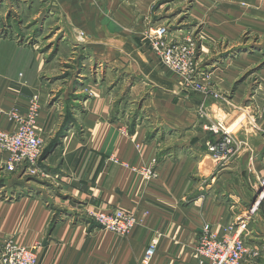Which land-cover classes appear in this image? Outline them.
Here are the masks:
<instances>
[{"label":"crops","instance_id":"1","mask_svg":"<svg viewBox=\"0 0 264 264\" xmlns=\"http://www.w3.org/2000/svg\"><path fill=\"white\" fill-rule=\"evenodd\" d=\"M2 1L18 2L26 10L34 2H47L52 17L66 23L64 41L69 42L60 43V47L71 49L76 32L85 30L90 39L83 45L88 54L81 63L86 71L94 63L105 71L91 72L89 77L72 71L68 78L51 81L57 69L59 74L68 71L67 67L57 68L56 62L77 59L68 56L63 60L55 55L46 61L49 52L41 54L13 36L0 38V129L13 128L7 115L14 105L24 110L28 101L36 99V131L45 140L40 161L58 168L65 193L58 192L70 200V204H57L55 200L46 202L41 195L0 199V253L4 240L12 237L23 245L39 244V264H141L147 244L157 238L149 264H208L201 262L195 247L202 228L209 225L219 236L232 228L250 249L259 250L260 257L247 253L242 264H264V197L259 198L264 122L258 115L260 131L249 120V128L239 123L233 133V155L223 162L212 158L206 145L212 138L196 112L200 95L181 90L178 78L166 73L141 38L125 29L147 15L153 0ZM215 2L217 18L213 20L218 26L214 32L210 22L209 35L235 44L246 33L264 40V0ZM257 59V54L226 56L220 72L222 83L237 80L232 77L244 70L241 65ZM43 72L48 80L42 79ZM113 74L124 75L114 87ZM258 75L262 82L254 89L255 96L264 94V67ZM82 78L89 79L94 93L68 108L74 119L66 133L57 137L70 117L64 106L70 85ZM243 84L236 86L235 99L250 92ZM126 90L128 97L119 102ZM57 92L62 95L51 102L49 96ZM138 99H142L141 104L135 103L140 116L134 121L132 110L138 107L131 106ZM246 111L222 108L228 117ZM235 120L231 125L238 123ZM55 140L57 144L47 151ZM5 157L1 152L0 165ZM141 165L154 166L156 177L151 182L131 169ZM111 209L138 215V224L128 235L105 230L89 216V211Z\"/></svg>","mask_w":264,"mask_h":264},{"label":"rangeland","instance_id":"2","mask_svg":"<svg viewBox=\"0 0 264 264\" xmlns=\"http://www.w3.org/2000/svg\"><path fill=\"white\" fill-rule=\"evenodd\" d=\"M217 7L215 0H153L147 11V15L135 22L134 25L132 24V26H127V28H125L127 31H132V33L141 38L147 48L158 60L160 57L153 47L155 41L161 44V50L164 48H176V54L179 59L186 61L189 65L192 79L197 85L204 87L205 91L194 88L195 85H192L180 74L166 68L159 60L160 65L166 69V73L168 72L178 78L181 90L197 93L200 95V99L202 98L198 103L196 112L198 118L205 121V126L203 125L204 129L212 138L209 142L215 141V134L209 129L212 125V119L215 118V114L219 115L220 119L218 120L223 122L232 134L235 132L239 123L249 128V121L254 122L256 131H260V125H256L258 115L259 118L262 119L261 122H264V94L255 96L253 93L254 89L258 88L262 82V79H260L258 75V71L264 67L263 37L258 38L257 36L253 38L252 34L246 33L240 38V41L235 44L234 42L225 41L221 37L214 36V34L209 35L207 30L210 22L211 26H209V28L214 32L217 31L215 26H218V22L213 20L217 18V15H215ZM29 8L26 10V6L18 2H0V21L3 20L2 26H0V28L2 27L0 29V38L13 36L21 43L36 47L41 54L49 52L46 61H50L55 55H60L63 60H68V56L75 57L78 60H74L72 63L62 62V64L59 61L56 62L57 68L60 66L65 69L67 67L68 71H64L65 73L60 72L59 74L57 69L58 73H54L51 81H60L64 78H68L72 71H76L77 73L84 72V75H87L86 77H89V73L91 72L99 73L100 71H105L104 67L97 63L88 66L86 71V66L82 64L83 58L88 54V51L83 49V45L89 41L90 34L85 30H78L75 34L76 43L70 42L71 49L69 47V50H67L66 47L61 48L60 43L69 42L66 40L64 41L66 35L64 27L66 23L59 17H52L54 13L51 12V6H49L47 2H34ZM42 8H44L42 14L38 12L40 14L33 16L34 19H32V17L30 18L32 14H37V11ZM47 19L49 21L45 23ZM44 23L47 26L46 28L43 26ZM18 24L21 26H18ZM181 52L183 53L181 54ZM242 53L250 55L257 54L259 60L257 59L258 62H256V60L248 65H241L244 70H242V72L239 70L238 75L232 77H236L237 80L235 79L232 83L224 85L220 79V72L224 71V61L222 62V60L225 59L226 56L234 58ZM112 77H114L112 83L114 87L124 78V75L116 76V74H113ZM42 79L44 81L48 80L45 72L42 73ZM82 79V82L75 83L73 81L72 85H70L71 92L64 100V106H66L65 114L69 112L68 115H70V117H67L64 122L66 125L63 127L62 131L58 133L57 137L66 133L69 123L74 119L73 112L69 111L68 108H70L71 105L72 107L76 106L78 101H86L94 93L89 79ZM130 80H132V77ZM244 81H246V83ZM133 83L134 82H132V84ZM242 83H244V88L250 87V92L246 96L241 95L235 99L233 92L236 86ZM146 85L149 86V84ZM76 91L77 93H75ZM127 93H129L128 90L119 96V102L128 97ZM61 95V92H57L54 96L50 95L49 98L51 102H55L59 100ZM257 98L259 100H257ZM207 99L212 100L211 104L208 105L205 103L204 100ZM141 100L133 101L134 106H131L132 108L138 107L137 110H132L131 115H133L134 121L140 116V111H138L139 106L136 107L135 103L141 104ZM250 104H252V106H250ZM248 106L249 108H246ZM27 107L28 104L24 110L16 105L12 108L24 113ZM208 108L211 111H209ZM222 108L229 111H239L244 108L247 111L245 113L237 112L231 117H228L229 115L225 116L222 113ZM205 112L207 114L202 117ZM235 119L238 120V123L236 125H231L230 122ZM134 121L133 124L135 123ZM57 140L51 143L47 151L57 144ZM43 142H45L44 138ZM234 152L233 143L232 152L224 158L215 161L223 162L227 160L230 155H233L232 153ZM43 155L45 154L43 153ZM41 158L30 167H6L4 162H2L0 165V199L10 200L25 195H41L46 202L47 200H55L57 204L61 201H64L65 204H70V200L65 199L63 195L58 192V190H61L62 194L65 193L62 184L59 182L62 175L58 172V168L42 164L40 161ZM58 206L60 208L65 207L64 205ZM86 213L88 214L87 211ZM248 248L249 257H253L254 255L257 257L261 256L259 250Z\"/></svg>","mask_w":264,"mask_h":264},{"label":"built area","instance_id":"3","mask_svg":"<svg viewBox=\"0 0 264 264\" xmlns=\"http://www.w3.org/2000/svg\"><path fill=\"white\" fill-rule=\"evenodd\" d=\"M160 43L155 41L153 47L160 57V62L171 71L180 74L188 80L194 88L205 91L204 87L197 85L191 77V69L186 61L179 59L176 48L160 49ZM183 52H181L182 54ZM39 105L36 99L29 102L26 112L22 113L12 109L8 119L13 124L11 130L0 129V152L6 154L4 164L6 167L33 166L43 152V138L36 131V118ZM207 113L205 112L202 117ZM218 114L212 119L209 127L215 134V141L207 142V151L214 160L218 161L232 152L234 137L227 126L221 122ZM128 167V165L124 164ZM131 169L140 174L147 182L156 177V170L152 165L131 166ZM259 198L264 197V174L259 179ZM257 203V202H255ZM253 204L251 210L256 209ZM90 216L105 230L119 236L128 235L138 224L139 217L135 212L123 209L89 211ZM249 217V216H248ZM223 236H219L209 225L202 228L195 247L196 254L201 262L208 264H242L249 249L243 236L233 234L232 228ZM230 232H232L230 234ZM158 240L152 238L147 244L141 264H149L157 249ZM39 244L23 245L15 238L8 237L2 244L0 264H39ZM255 254V253H254Z\"/></svg>","mask_w":264,"mask_h":264}]
</instances>
